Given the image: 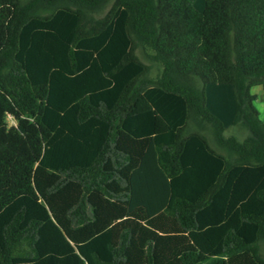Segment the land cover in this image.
<instances>
[{
	"label": "trees",
	"instance_id": "trees-1",
	"mask_svg": "<svg viewBox=\"0 0 264 264\" xmlns=\"http://www.w3.org/2000/svg\"><path fill=\"white\" fill-rule=\"evenodd\" d=\"M194 1L0 0V264H264V0Z\"/></svg>",
	"mask_w": 264,
	"mask_h": 264
},
{
	"label": "rangeland",
	"instance_id": "rangeland-1",
	"mask_svg": "<svg viewBox=\"0 0 264 264\" xmlns=\"http://www.w3.org/2000/svg\"><path fill=\"white\" fill-rule=\"evenodd\" d=\"M194 7L197 10H202L204 0H195ZM251 91L257 94V98L253 102L258 110L259 117L264 120V91L259 85L251 88ZM206 105L214 112L224 123L226 129L225 134H234L237 138H242L246 135V129L241 125H231L233 116V102L231 86L228 84L209 83L205 86ZM227 101L230 103L227 108ZM12 122V120H10Z\"/></svg>",
	"mask_w": 264,
	"mask_h": 264
},
{
	"label": "crops",
	"instance_id": "crops-1",
	"mask_svg": "<svg viewBox=\"0 0 264 264\" xmlns=\"http://www.w3.org/2000/svg\"><path fill=\"white\" fill-rule=\"evenodd\" d=\"M256 95H257V94H256ZM232 102H233V97H232ZM229 104H230V103L227 101V108L229 107ZM211 111H214V110L211 109ZM233 112H234V102H233ZM213 113H214V112H213ZM232 117H233V116H232Z\"/></svg>",
	"mask_w": 264,
	"mask_h": 264
}]
</instances>
